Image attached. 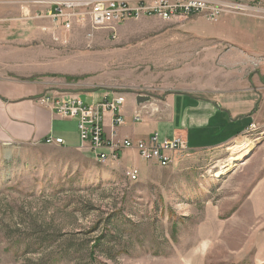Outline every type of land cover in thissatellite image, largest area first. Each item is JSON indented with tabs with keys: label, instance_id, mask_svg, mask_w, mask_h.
Listing matches in <instances>:
<instances>
[{
	"label": "rangeland",
	"instance_id": "rangeland-1",
	"mask_svg": "<svg viewBox=\"0 0 264 264\" xmlns=\"http://www.w3.org/2000/svg\"><path fill=\"white\" fill-rule=\"evenodd\" d=\"M199 1L221 7L222 23L246 20L226 13L264 16V0ZM1 7L13 23L16 13L24 20L38 13L41 27L55 29L59 40L41 39L40 47L55 50L56 70L71 67L70 76H60L71 81L126 93L152 86L157 94L190 68L206 72L201 48L179 29L192 17L210 21L206 11L172 20L141 16L114 31L63 32L30 0H0ZM70 139L80 146L78 132ZM130 151L124 161L99 162L85 149L0 145V264H264V210L253 223L241 214L259 181L264 207V121L228 146L176 153L166 168Z\"/></svg>",
	"mask_w": 264,
	"mask_h": 264
},
{
	"label": "crops",
	"instance_id": "crops-1",
	"mask_svg": "<svg viewBox=\"0 0 264 264\" xmlns=\"http://www.w3.org/2000/svg\"><path fill=\"white\" fill-rule=\"evenodd\" d=\"M226 14L241 15L246 20L240 24L222 23V15L214 22L201 16L181 22L179 29L185 41L201 48V55L207 59L206 72L190 68L174 86L163 84L157 94H152V86L146 89L148 93H126L112 86H93L84 80L60 77L70 76L71 67L64 64L56 70L55 50L40 47L41 39L49 45L59 40L55 29L42 28L39 18L32 14L24 20L16 13L13 23L8 12L0 11V145L43 144L53 136L62 138L67 148H78L69 146L70 138L77 133L76 120L59 117L51 105L39 102L48 93L75 95L85 105L122 94L120 114L124 123L114 126L112 115L104 116V136L112 142H135L157 133L160 140L181 136L190 151L228 146L263 121L264 16ZM138 95H147L149 100L138 104ZM136 114L141 117L138 122L144 121L142 124L134 121ZM57 121H64L66 129L55 128ZM128 151H122L119 160L124 161L122 153ZM261 183L247 194L245 212L241 213L248 215L252 223L264 210L260 206ZM250 237L252 234L247 240Z\"/></svg>",
	"mask_w": 264,
	"mask_h": 264
},
{
	"label": "built area",
	"instance_id": "built-area-1",
	"mask_svg": "<svg viewBox=\"0 0 264 264\" xmlns=\"http://www.w3.org/2000/svg\"><path fill=\"white\" fill-rule=\"evenodd\" d=\"M39 7L43 17L56 23L63 32L73 28H90L91 30H111L131 19L154 15L164 20L181 19L206 11L210 21H216L222 9L218 6L206 7L199 0L168 1V0H30ZM240 7L239 5H236ZM35 18H40L39 14ZM56 39V38H55ZM43 105H51L53 111L63 118L76 120V128L80 146L78 149L91 151L99 162L118 161L120 153L125 150L135 152L146 162H153L160 167H168L176 153L188 150L186 141L177 136L170 140H160L157 133L147 139L132 141L124 139L121 142L109 141L104 136V116L112 115V124L120 126L124 118L120 114L124 103L122 94H117L110 100H104L96 105H85L75 95L44 94L39 99ZM141 120L139 114L134 121ZM264 121V115L263 119ZM47 146H64L62 138L48 136L43 142ZM137 172H132L135 179Z\"/></svg>",
	"mask_w": 264,
	"mask_h": 264
},
{
	"label": "bare ground",
	"instance_id": "bare-ground-1",
	"mask_svg": "<svg viewBox=\"0 0 264 264\" xmlns=\"http://www.w3.org/2000/svg\"><path fill=\"white\" fill-rule=\"evenodd\" d=\"M249 151H250V150L247 149V150L243 151L242 154H240V155H238L237 157H234L233 159H231V160L229 161L228 166H229V167H232V166L235 165L237 162H241V160H242L245 156H247V155L249 154ZM226 168H227V167H224L222 172H225V171L227 170ZM216 177H219V175L216 174Z\"/></svg>",
	"mask_w": 264,
	"mask_h": 264
},
{
	"label": "water",
	"instance_id": "water-1",
	"mask_svg": "<svg viewBox=\"0 0 264 264\" xmlns=\"http://www.w3.org/2000/svg\"><path fill=\"white\" fill-rule=\"evenodd\" d=\"M148 100H149V96H147V95H138L137 98H136V102L138 104L144 103V102H146Z\"/></svg>",
	"mask_w": 264,
	"mask_h": 264
}]
</instances>
